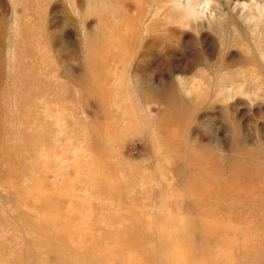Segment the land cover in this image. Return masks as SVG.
<instances>
[{
	"label": "rangeland",
	"instance_id": "374dc122",
	"mask_svg": "<svg viewBox=\"0 0 264 264\" xmlns=\"http://www.w3.org/2000/svg\"><path fill=\"white\" fill-rule=\"evenodd\" d=\"M27 1L0 0V264H173L168 226L251 260L264 0ZM100 14L117 41L93 49ZM144 220L155 232L123 242Z\"/></svg>",
	"mask_w": 264,
	"mask_h": 264
},
{
	"label": "bare ground",
	"instance_id": "6f19581e",
	"mask_svg": "<svg viewBox=\"0 0 264 264\" xmlns=\"http://www.w3.org/2000/svg\"><path fill=\"white\" fill-rule=\"evenodd\" d=\"M31 4H32V2L28 0L24 6L29 7ZM261 5L263 6V4H261ZM257 7H259V6H257ZM195 8H196V4H195ZM249 8H250V6H249ZM188 9H190V7ZM258 9H260V8H258ZM202 10H204V9H202ZM195 12H197V11H195ZM202 12L204 13V11H202ZM99 22H100L99 26H101L99 28V30H100V32L102 34L103 41H100V38H98V40L89 41L88 44L93 49L100 48V44H103V43L109 44V43H113V42L117 41V39L115 38V36H117L115 34L116 32H114V35H113L109 31L106 30V27H107L108 24H115L116 22L115 21L112 22L109 18H107L103 14H100V16H99ZM115 28H117V26H115ZM99 30H98V32H99ZM30 33H31L30 28L29 27L26 28V35H29ZM95 41H98V42H95ZM0 98H1V95H0ZM4 115H6L5 117H9L11 119H13V117H14L13 114L10 113V111H8L7 113H2V110L0 108V121L2 120V116H4ZM4 129H5V127L2 126L1 125V122H0V133ZM10 132H12V131H10ZM19 145H20V143H19ZM22 149H23V147H22ZM263 190H264V185H263ZM139 218H136V219H139ZM210 222H212V221H210ZM213 224H215V223H213ZM145 226H147V222L145 220L142 221V222L135 221V225L133 227H130L129 229L124 230L122 232V233H127V234L121 235V236H123V242L129 243L130 241H132V237L133 236H137V238L138 237H141V234H138L137 235L136 233H142L143 230L146 231V232H149L150 235H152L153 232H155L152 229H149V227L148 228H144ZM170 227H172V226H168L169 233H170L171 236H174L175 237V243L172 244V245L179 250L177 252V258L175 259V257H173V259H174V260H172L173 264H195L197 261H202L201 264H232L233 260L229 257V253L226 252V254H224L223 256H221L220 259H217L214 256V253H216L215 252L216 249H217L216 247H219L221 245L222 246H227V244L233 245L235 243V240L236 239H234V238H225L229 242L227 240L223 239V242H221L220 244L211 245V244L207 243L206 238H203V240L201 239V241H199V242H195L193 240H190V238H192V235H195V233L198 232V231H194L196 229L193 228V226H184L182 229L181 228L180 229H175V227H172V228H170ZM171 230H173V231H171ZM206 230L207 229L205 228V229L202 230V232H198L196 234H202L203 235L206 232ZM206 233L207 234L209 233L214 238L220 237V235H219V233L217 231H211V232L208 231ZM226 241L228 243H226ZM249 242H250V240L246 236L245 242H244V244L242 246L243 247V251H244L242 254H244L243 255L244 257L245 256H250L252 254L251 260H247L246 264H264V261L263 260L260 261V258L264 256V243H263V245L261 247H256V248L259 249V250H257L256 248L249 247ZM202 244L204 245V247L202 246ZM198 248H200L201 250H204V251L200 252V251H198ZM141 249H143V248L141 247ZM154 253H152L151 255L146 254V257L148 256L147 257V262L149 264H157V262H158V260H157L158 257H156L154 255ZM206 253H208V254L206 255ZM67 258H70V255ZM60 262L62 264H69L68 260H66V259L64 261L60 260ZM83 263H85V262H83ZM87 264H89V263H87ZM164 264H165V261H164Z\"/></svg>",
	"mask_w": 264,
	"mask_h": 264
}]
</instances>
